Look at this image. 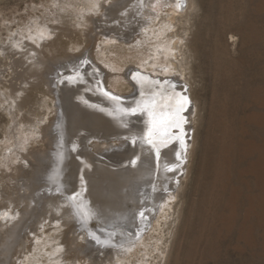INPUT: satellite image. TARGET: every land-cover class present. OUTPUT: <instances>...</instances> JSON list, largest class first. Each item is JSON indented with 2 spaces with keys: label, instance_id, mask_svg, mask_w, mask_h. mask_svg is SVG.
Listing matches in <instances>:
<instances>
[{
  "label": "bare ground",
  "instance_id": "bare-ground-1",
  "mask_svg": "<svg viewBox=\"0 0 264 264\" xmlns=\"http://www.w3.org/2000/svg\"><path fill=\"white\" fill-rule=\"evenodd\" d=\"M51 1L55 7L73 9L79 25L92 20L90 13L97 14L105 8L104 17L94 19L98 34L108 41L114 40L115 44H130L129 48L138 52L148 49L149 39L155 40V46L152 54L147 56L144 53L149 58L146 57L147 63H144L145 58L139 66H127L125 76L135 91L124 95L115 92L116 95L110 93V96L104 85L112 73L89 53L59 59L58 63L49 59L45 63L37 47L31 48L35 53L30 56L34 59L32 64L44 66L43 74L49 83L55 84L50 89L55 92L57 100L56 109H53L56 115L54 120L48 119L49 130L47 124H39L32 129L24 127L20 138L10 140L12 143L6 147L12 151L9 156L4 153L5 159L16 155L32 170L20 165L23 170L18 176L19 189L23 188V193L17 197L23 201L29 199L27 206L23 210L14 207L0 210V252L4 255L0 264L11 262L17 247L29 237V232L34 233L37 242L35 252L26 258L27 264H61L67 259L64 253L68 250V234L74 228L86 242H76L78 250L85 252L93 264H128L127 261L142 264L146 257L159 258V253L154 254V250L163 258L172 237L170 227L179 217L174 199L179 197L181 180L189 169L195 124L199 118L197 101L186 90L188 87L190 91L192 89L193 73L190 22L199 4L196 0H112L108 6L103 4L105 0ZM170 4L175 6L173 13L160 14V9ZM36 24L41 26L40 22ZM37 29L39 33L30 31V36L38 44L54 34L51 26ZM231 41L236 44V39ZM15 42L21 48L28 44V40L20 38ZM100 47V54L105 55V48ZM107 65L112 70L125 66L122 61ZM137 73L139 76L134 80L132 77ZM67 77H72V81L69 82ZM182 96H186L188 101L180 109ZM13 101L16 102V98ZM132 109H136L134 114ZM127 124L129 127L126 129ZM131 130L136 135L152 137L149 144L138 145L135 164L128 166L130 145L116 137L119 134L122 138V134ZM38 133L50 141L43 149H29L32 161L22 155L19 148L28 149L27 141ZM37 135L34 138L38 141ZM109 138L117 139L119 143L112 144ZM89 141H94V146H90ZM124 145L125 149L121 148ZM114 165L118 167L113 168ZM140 190H143V198L148 197L145 201L138 196ZM72 197L75 201L70 199ZM10 201L16 202V198ZM77 209L86 214L85 218H81ZM116 214L124 217L127 226L138 221L141 228H146L145 234L122 243L118 240L120 236L116 238L101 230L104 220L106 223L116 221ZM147 217L152 218L147 221ZM37 225L45 229L44 234L48 230L46 228L52 226L55 234H48L49 239L43 237L38 233ZM65 226L67 228L63 229ZM165 227L171 232L167 233ZM56 231H60L62 236L58 237ZM47 243H52L50 251L40 256L41 248H45ZM45 254L49 255L47 261L42 259ZM138 254L142 257L134 260ZM146 261L147 264H161L160 260Z\"/></svg>",
  "mask_w": 264,
  "mask_h": 264
},
{
  "label": "rangeland",
  "instance_id": "rangeland-1",
  "mask_svg": "<svg viewBox=\"0 0 264 264\" xmlns=\"http://www.w3.org/2000/svg\"><path fill=\"white\" fill-rule=\"evenodd\" d=\"M111 1L103 4L108 6ZM196 1L199 7L190 22L192 89H186L199 107L194 148L179 197L174 199L179 217L170 227L172 237L167 235L166 255L161 258L160 252L154 250L159 258L146 257L142 264H147V259L160 260L161 264H264V0ZM174 7L170 4L159 12L166 16L173 13ZM105 10L90 13L92 20L79 25L73 9L55 7L51 0H0V210H23L29 202L17 197L23 193L18 176L23 168H31L16 155L5 159L4 153L9 156L12 151L6 147L17 141L25 128L47 124L49 130L48 119L54 120L56 115L53 109L57 100L50 89L55 84L43 74L44 66L32 64L30 56L35 53L31 48L37 47L45 63L89 53L112 73L106 79L109 90L121 95L135 91L125 76L127 66H139L152 54L155 40L148 38L144 45L148 49L142 52L130 49V44L108 41L97 33L94 22L104 17ZM44 26H51L54 34L38 44L30 31L39 33L37 28ZM17 38L28 40V44L17 46ZM100 46L105 48V55L100 54ZM147 58L144 63L149 61ZM106 61H122L125 66L112 70ZM40 134H36L38 141L36 135L27 141L28 149L19 148L29 160L33 161L29 149H43L50 141ZM112 140V144L119 143ZM93 142L90 146H94ZM11 198L16 202L11 203ZM37 228L48 239V234H55L52 226L46 228L47 235L41 225ZM74 231L68 234V250L64 253L67 259L61 264H93L85 252L78 250L77 243L86 242L76 228ZM28 234L29 239L17 247L9 264H27L28 254L35 252L37 239L34 233ZM56 234L61 235L60 231ZM51 246L47 243L39 255L48 253ZM3 257L0 252V259ZM48 258L45 254L42 259Z\"/></svg>",
  "mask_w": 264,
  "mask_h": 264
},
{
  "label": "water",
  "instance_id": "water-1",
  "mask_svg": "<svg viewBox=\"0 0 264 264\" xmlns=\"http://www.w3.org/2000/svg\"><path fill=\"white\" fill-rule=\"evenodd\" d=\"M104 89L108 93L115 94V92L113 90H109L105 85H104ZM127 126L129 127V124L125 125L124 128L127 129ZM151 137L152 136H150V135H144L143 137L139 136V135H136V134H134V131H132V130L122 134V138L120 137L119 134L117 135L116 138H119L120 141L124 140L127 145H130L131 149H130V152L128 154V158H129V161H128V164H127L128 166H130V165L133 166L135 164L133 162H135L136 159H137L138 145L149 144ZM143 140L144 141L147 140V141L144 142ZM108 141L111 142L113 140H112V138H109ZM89 142H91V141H89ZM125 146L126 145L122 146L121 148L125 149ZM92 151L94 152V150H92ZM103 157L105 158L106 156L103 154ZM124 163H126V162H124ZM114 167H118V165H114L113 168ZM142 195H143V190L138 191V196H139L140 200L145 201V199H148V197L143 198ZM123 218L124 217L121 214H119V215L116 214L115 217H114V220L116 219V221H111L110 223H106V221L104 220V223L101 226V230H105L107 233L113 235L116 238H118V236H120V238L118 240H120V242H122V243L125 242V241L127 242V240L130 239V238H133V237L136 238V237H139V236H141V235H143L145 233L146 228H144V229L141 228V224L138 221H136L134 224H131L130 226H127V224H125V220ZM151 218L147 217L146 220L149 221V219H151ZM147 225H149V222H148Z\"/></svg>",
  "mask_w": 264,
  "mask_h": 264
},
{
  "label": "snow or ice",
  "instance_id": "snow-or-ice-1",
  "mask_svg": "<svg viewBox=\"0 0 264 264\" xmlns=\"http://www.w3.org/2000/svg\"><path fill=\"white\" fill-rule=\"evenodd\" d=\"M138 76H139V74L137 73V74L133 75L132 78L135 80V79H137ZM66 79H67L69 82L72 81V77H67ZM141 79H144V78H141ZM107 95L110 96L111 94L108 93ZM112 99H118V98H116V97H112ZM181 101H182V103H180V105H179V108H180V109H182V108L184 107V104L187 103L188 98H187L186 96H182V97H181ZM135 111H136V109H132V110H131V113L134 114ZM158 155H159V153H157V156H158ZM133 163H134V162H133ZM70 199H72L73 201H75V197H72V198H70ZM77 211H78V214L81 216V218H85V215H86V214H85L82 210L77 209ZM140 215L143 216V213L141 212ZM94 239H96L97 241H99V238H98V237H94Z\"/></svg>",
  "mask_w": 264,
  "mask_h": 264
}]
</instances>
